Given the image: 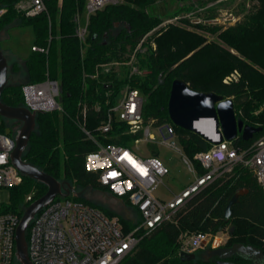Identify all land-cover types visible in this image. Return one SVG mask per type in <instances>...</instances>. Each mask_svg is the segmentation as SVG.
Returning a JSON list of instances; mask_svg holds the SVG:
<instances>
[{"label": "trees", "instance_id": "trees-1", "mask_svg": "<svg viewBox=\"0 0 264 264\" xmlns=\"http://www.w3.org/2000/svg\"><path fill=\"white\" fill-rule=\"evenodd\" d=\"M1 1L6 4L7 13L0 19V36L20 19L33 27L34 47L47 50L45 53L32 51L20 66L27 82L7 83L1 100L7 106L26 107L24 85L47 79L59 82L62 110L37 114L36 128L23 159L63 185H77L91 191L99 188L110 194L97 182L96 175L86 171L85 159L98 150V145L130 146L138 137L129 134L128 126L118 121L113 123L109 133L98 131L108 107L117 103L127 86L140 90L145 122L154 120L157 126H172L184 153L191 159L197 153L207 152L212 144L175 126L170 120L168 103L175 80L185 82L193 91L232 99L237 117L247 125L262 127L264 133V0H257L259 5L255 12L221 34V39L237 53L217 43L204 44L200 35L180 26L158 29L136 52L143 38L163 22L162 18L148 12L155 0H118L115 4H107L90 17L88 34L83 41L76 29L78 21L86 14L87 0H45L47 11L32 18L18 14L17 0ZM188 9L187 5L179 7L175 14ZM153 42L156 49L152 48ZM132 57L135 61L131 67L110 65L126 63ZM14 65L16 67L19 62L16 60ZM235 70L240 73L238 81L225 84L224 78ZM97 104L101 106L99 112L95 109ZM84 106L88 111L86 128L95 142L87 139L80 128ZM3 120L8 119L1 117L0 133L10 129L3 125ZM259 136L255 135L254 140ZM251 143L244 142L241 137L235 140V144L242 147ZM198 168L202 174V168ZM239 190L248 193L233 206L228 223L233 243L228 247L243 243L264 251V191L253 172L238 165L235 171L223 175L195 195L176 214L173 222H166L150 233H139V242L132 251L134 255L128 253L119 264H215L213 259L206 262L204 257L199 258V250L195 253L196 260L182 262L179 257L181 238L214 233L224 223L226 207ZM47 191L46 185L23 175V183L10 189L11 200L5 209L22 219L28 207ZM112 198L117 201L114 196ZM67 199L97 208L109 217L106 211L76 192ZM122 203L136 211L125 199ZM122 222H125L122 224L125 233L136 226L131 221ZM30 227L31 224L26 232L27 240ZM231 261L250 264L240 257Z\"/></svg>", "mask_w": 264, "mask_h": 264}, {"label": "built area", "instance_id": "built-area-1", "mask_svg": "<svg viewBox=\"0 0 264 264\" xmlns=\"http://www.w3.org/2000/svg\"><path fill=\"white\" fill-rule=\"evenodd\" d=\"M111 0H87L84 22L77 23L76 34L83 41L88 34L90 17L103 9ZM179 7L188 6V10L173 19L163 21L159 27L149 32L138 45L136 52L155 31L171 24L188 27L235 25L240 17L235 6L239 0H177ZM1 3V0H0ZM24 3V2H22ZM231 7H229V5ZM19 7V5H17ZM22 9L27 18L36 17L47 11L45 0H27ZM20 6V8H21ZM7 13L0 4V19ZM156 49V44L152 43ZM33 51L47 52L34 47ZM135 59L132 57L131 62ZM127 63L114 62L118 67ZM129 64V63H128ZM136 72V70H134ZM236 72L223 82L230 84L238 81ZM60 84L47 79L40 83L23 86L26 107L36 114L61 111L59 103ZM144 99L138 88L127 86L122 97L115 105L108 107L106 118L98 131L106 134L118 121L128 126V133L138 136L130 146L98 145V150L89 153L85 159V169L97 177V182L108 189L110 194L123 201L125 199L140 218L134 229L125 233L118 218L111 219L97 208L75 202L67 197L57 196L42 209L31 222L28 253L33 264H119L139 242L138 234L150 233L162 224L171 222L174 216L188 202L218 178L231 173L234 167L242 165L250 169L264 191V133L247 147L234 141H223L212 145L207 152L197 153L193 159L186 156L175 129L170 125H155V121L145 122L143 115ZM101 111V106H95ZM88 111L84 106L80 128L86 138L93 140L87 130ZM162 144L182 155L183 162L193 176L192 182L170 200H162L155 195L156 189L168 174L167 168L154 155V145L158 136ZM15 133H0V192L12 189L23 183V175L12 165L11 155L15 149ZM171 139V141H168ZM148 145V155L143 154L140 145ZM180 146V147H179ZM203 173L200 174L199 168ZM31 200V197H28ZM6 205L0 200V264H15L16 230L21 221L15 213L6 211ZM209 234L197 233L187 237L182 243L181 252L196 253L208 241ZM215 249V248H214Z\"/></svg>", "mask_w": 264, "mask_h": 264}, {"label": "water", "instance_id": "water-1", "mask_svg": "<svg viewBox=\"0 0 264 264\" xmlns=\"http://www.w3.org/2000/svg\"><path fill=\"white\" fill-rule=\"evenodd\" d=\"M118 0H111L110 3H117ZM8 83V60L0 49V116L2 118L19 121L21 129L15 136V149L11 155L12 165L24 176L34 179L48 187L47 193L40 199L34 201L25 211L16 230V257L20 264H33L29 258L26 232L34 217L47 207L57 196L68 197L73 193L70 185L65 187L54 177L41 171L37 167L27 163L23 159L31 135L36 128L35 112L27 107H11L5 105L1 96ZM169 118L172 123L189 132H192L212 145L223 141H234L241 137L244 142H250L255 135L263 131L262 127H254L245 124L237 117L235 105L232 99L215 93H200L193 91L181 81L175 80L172 84L168 103ZM6 134L10 135L11 130L7 129ZM247 190L237 191L225 210L224 223L214 231L215 237L229 223L233 213V206L239 202V198L247 194ZM117 201L121 202L120 199ZM204 247V246H203ZM182 262L196 260L195 253L181 252L179 255ZM234 257H240L250 264H264V251L253 245L235 243L230 247H218L208 251L205 261L213 259L215 264H235L231 261Z\"/></svg>", "mask_w": 264, "mask_h": 264}, {"label": "rangeland", "instance_id": "rangeland-1", "mask_svg": "<svg viewBox=\"0 0 264 264\" xmlns=\"http://www.w3.org/2000/svg\"><path fill=\"white\" fill-rule=\"evenodd\" d=\"M26 3L27 0L16 1L15 8L18 14L21 15V17L24 16L23 15L24 12L22 10L24 8H22L23 6L21 5L23 4L26 5ZM0 4L6 7L4 1H1ZM17 5H19V7ZM179 5L180 4L177 0H155L154 5H152L148 9V12L151 15L160 17L162 18L163 21H166L169 19H173L176 16L175 13L178 11ZM231 5L232 4H230L229 7H231ZM258 5L259 3L257 2V0H239L237 4L236 3L233 4V7L235 6L237 15L240 17V20L235 25H237L239 22L244 21V19L247 16L249 17L250 13L255 12L258 9ZM180 14L182 13H179V15ZM81 22H84V19H82ZM235 25L226 28L221 26L188 27V26L174 25V24H171L169 26L183 27L188 31L200 35L204 39V44L217 43L219 45L225 46L232 53H237L234 49L227 46L226 42L223 39H221V34ZM0 49L8 60V85L19 84V83L25 84L27 82V79L20 66H22L21 63H23L30 56V54L34 49L33 27L21 22V20L18 19L12 26H10L9 28L5 29L2 32L0 36ZM16 60L19 62V65L14 67L15 66L14 62ZM131 60L126 62L127 64L125 65V67L128 66L131 67L133 65L135 59L132 62ZM236 72L240 75L239 71L235 70L230 74H228L226 77H228L231 74H235ZM136 73H138L137 70ZM123 92L124 90H122V92L120 93L118 100L122 97ZM260 112H262V109L258 110V112H256L255 114L257 115ZM0 123H1V116H0ZM3 125L6 126L7 128L12 129L15 132V134L22 127V123L12 120H3ZM153 133L156 134L157 136L159 135L158 131L156 130H153ZM168 141H171V139H169ZM159 142H161V138H159L158 136V142L154 145L155 146L154 151L156 152V156L159 159V161L167 168L168 174L164 177L163 183L156 189L155 195L158 198L167 201L170 200L174 194L181 191V189L184 186L189 184L193 180V176L189 172L186 164L183 162L182 155L179 152L171 149L167 145ZM132 144L133 142L130 145ZM140 148L143 150L144 155L149 156L147 151L149 148L148 145L142 143L140 145ZM235 169L236 167H234L233 171H235ZM64 186L68 187L66 185ZM72 186L71 188L75 189L73 190L74 193L76 192L77 194L82 195L84 200L90 201L94 205L102 208L103 211L107 212V214L111 219L118 218L121 224L123 225L125 222H122V220L131 221L134 224L140 222L139 216L132 209L123 205L122 201L119 202L114 200L111 194L106 193L104 190L95 188L94 191H91L88 188L87 189L82 188L77 185L73 187ZM0 200L6 206L10 204L11 192L9 189L0 192ZM174 218L172 219L171 222L174 221ZM230 231H231V226L227 225L215 237L213 236V233L209 234L208 241L205 243L203 249L202 250L200 249L198 252V257L203 258L208 251L214 248L228 247L229 245H231L233 241L230 239ZM188 236L190 235L183 236L181 238L182 243L187 239ZM134 249L135 247L133 248V250ZM131 252L128 255L130 256L134 255L135 251L132 253Z\"/></svg>", "mask_w": 264, "mask_h": 264}, {"label": "crops", "instance_id": "crops-1", "mask_svg": "<svg viewBox=\"0 0 264 264\" xmlns=\"http://www.w3.org/2000/svg\"><path fill=\"white\" fill-rule=\"evenodd\" d=\"M191 182H192V181H191ZM191 182H190V183H191ZM190 183H189V184H190ZM189 184H187V185H189ZM187 185H186V186H187ZM186 186H184V187H186ZM184 187H183V188H184ZM183 188H182V189H183ZM182 189H181V190H182ZM179 192H180V191H179ZM179 192H177V193H179ZM177 193H176V194H177Z\"/></svg>", "mask_w": 264, "mask_h": 264}, {"label": "flooded vegetation", "instance_id": "flooded-vegetation-1", "mask_svg": "<svg viewBox=\"0 0 264 264\" xmlns=\"http://www.w3.org/2000/svg\"><path fill=\"white\" fill-rule=\"evenodd\" d=\"M202 249H203V247L201 248V250H202ZM204 258H205V255H204ZM211 260H212V259H211ZM211 260H210V261H211Z\"/></svg>", "mask_w": 264, "mask_h": 264}]
</instances>
